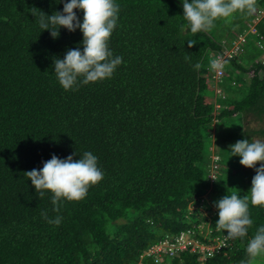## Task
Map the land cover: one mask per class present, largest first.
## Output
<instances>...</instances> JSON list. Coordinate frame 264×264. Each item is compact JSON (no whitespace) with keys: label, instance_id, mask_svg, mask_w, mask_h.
Listing matches in <instances>:
<instances>
[{"label":"trees","instance_id":"trees-1","mask_svg":"<svg viewBox=\"0 0 264 264\" xmlns=\"http://www.w3.org/2000/svg\"><path fill=\"white\" fill-rule=\"evenodd\" d=\"M116 2L108 45L121 64L111 78L66 91L53 59L82 47V33L61 27L53 39L37 23L63 3L0 0V264H240L264 207L249 203L253 224L231 238L216 226L214 202L250 195L255 171L234 165L229 145L264 139V16L249 30L264 0L197 33L180 0ZM241 34L216 78L210 60ZM84 151L97 157L102 180L53 210L24 172ZM42 211L61 222L47 223ZM210 243L212 251L200 248Z\"/></svg>","mask_w":264,"mask_h":264},{"label":"clouds","instance_id":"clouds-1","mask_svg":"<svg viewBox=\"0 0 264 264\" xmlns=\"http://www.w3.org/2000/svg\"><path fill=\"white\" fill-rule=\"evenodd\" d=\"M63 3L62 10L46 14L40 11L37 23L42 30H49L53 39L59 36V29L69 32L77 29L82 33V47L69 48L63 58L53 59V71L59 85L64 90H75L81 84L103 81L111 78L122 57L113 55L108 45L113 30L118 26L119 5L116 0H55ZM187 30L191 33L207 31L218 18H227L235 12H251L254 0H180ZM82 10V18L77 11ZM36 18V17H35ZM40 31V32H41ZM196 40L189 39L191 47ZM198 67V65H196ZM218 59L210 60V68L221 69ZM231 156H239V163L255 171L251 179L249 196H240L237 192L225 194L214 202L217 210L216 226L226 230L231 238H245L253 220L249 215V203L264 207V139H240L229 145ZM76 152L60 158L52 154L50 159L42 162L39 169L33 168L24 174L31 181L38 197L50 195L53 210L63 200H81L89 186L97 184L103 178L97 157L90 151ZM257 162H260L257 166ZM47 190V191H45ZM41 216L47 223L58 225L61 217L48 218L45 212ZM247 260L240 264H251L258 257H264V225H258L255 233L247 240L245 246Z\"/></svg>","mask_w":264,"mask_h":264},{"label":"built area","instance_id":"built-area-1","mask_svg":"<svg viewBox=\"0 0 264 264\" xmlns=\"http://www.w3.org/2000/svg\"><path fill=\"white\" fill-rule=\"evenodd\" d=\"M257 13H256V15H255V18H254V22L251 24V26L249 27V30L250 31H254L255 30V23L261 18V17H263L264 16V9L263 10H257L256 11ZM242 39H243V35L241 34V35H239L238 36V39L236 40V42L235 43H233V47H230V48H228V49H226L225 48V51H224V53H223V55H218L215 59H218L220 62H221V64L223 63V61H224V59L228 56V57H230L231 56V53L232 52H235L236 51V49H237V47L240 45V43H241V41H242ZM216 71V73H217V75H216V78H217V76H218V74L220 73V70H215ZM221 87L219 86H217L216 87V91L217 92H219V94L221 93ZM214 158H215V156H213ZM219 238L218 237H213L211 240L212 241H217ZM175 242H176V246H178V247H184L185 245H186V243H187V241L185 240V238L183 237V235H180L179 237H177V238H175ZM166 243H168L167 241H163L161 244L162 245H160V247L161 248H170L172 245H165ZM160 247H156V248H159L160 249ZM201 249H207V250H210V251H212V249H213V246H212V243H210L209 245H207V246H201L200 247ZM216 248H217V246H216ZM152 251V250H151Z\"/></svg>","mask_w":264,"mask_h":264},{"label":"rangeland","instance_id":"rangeland-1","mask_svg":"<svg viewBox=\"0 0 264 264\" xmlns=\"http://www.w3.org/2000/svg\"><path fill=\"white\" fill-rule=\"evenodd\" d=\"M238 97H240V95H237ZM250 126H252V127H254V128H256V127H259L260 126V124L258 123V122H255V121H251V123H250ZM223 138H225V139H227L228 137H225L226 135H225V132H223V133H221L220 134ZM230 137V136H229ZM231 138V137H230ZM239 161V159H237L236 157H233V159H232V163L234 164V165H240V163L238 162ZM225 162V161H224ZM247 173L248 174H250L251 173V171L249 170V169H247ZM263 260H264V258L263 257H258V258H256L255 260H253V261H251V264H261L262 262H263Z\"/></svg>","mask_w":264,"mask_h":264}]
</instances>
